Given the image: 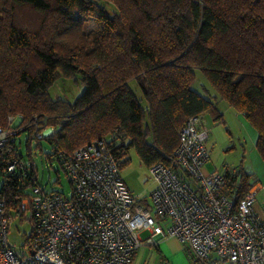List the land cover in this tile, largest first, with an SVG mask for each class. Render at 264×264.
<instances>
[{
    "label": "trees",
    "instance_id": "1",
    "mask_svg": "<svg viewBox=\"0 0 264 264\" xmlns=\"http://www.w3.org/2000/svg\"><path fill=\"white\" fill-rule=\"evenodd\" d=\"M102 1L115 10L97 0H0V125L21 115V128L10 129L12 136L26 131L29 158L34 122L45 117L41 123L54 128L44 137L53 148L46 158L61 166L59 151L102 137H112L120 166L131 160L130 147L147 167L169 164L189 116L209 113L223 122L221 99L255 128L264 161V0ZM89 21L96 25L85 30ZM196 69L215 99L193 88ZM57 79L78 81L82 91L71 101L52 97ZM17 146L10 139L9 152L0 150L8 211L35 174L5 171V160L22 155ZM224 175L234 202L255 183L242 164Z\"/></svg>",
    "mask_w": 264,
    "mask_h": 264
},
{
    "label": "built area",
    "instance_id": "2",
    "mask_svg": "<svg viewBox=\"0 0 264 264\" xmlns=\"http://www.w3.org/2000/svg\"><path fill=\"white\" fill-rule=\"evenodd\" d=\"M49 129L34 128L30 142L54 131ZM12 132L0 128V150L9 152V140L17 137ZM207 137L201 115L189 116L171 162L148 167L155 182L149 201L133 195L121 178L112 137L58 152L71 186L67 194L39 184L36 168L23 155L5 160L7 172L23 168L35 174L10 211L0 198V264H134L139 248L166 237L184 246L192 264H264V218L254 209L255 192L236 202L225 192L224 172L205 167ZM14 218L32 223L20 254L8 241Z\"/></svg>",
    "mask_w": 264,
    "mask_h": 264
},
{
    "label": "rangeland",
    "instance_id": "3",
    "mask_svg": "<svg viewBox=\"0 0 264 264\" xmlns=\"http://www.w3.org/2000/svg\"><path fill=\"white\" fill-rule=\"evenodd\" d=\"M100 5L106 6L109 10H115L110 3H106L102 0H97ZM94 21H89L86 23L85 30L95 27ZM72 35L77 37L79 30H72ZM196 80L193 83V88L200 89L201 92L208 96L209 92L205 88H199L197 84L207 82V80L202 77V73L199 70H195ZM208 86L209 83H208ZM83 85L74 81L72 79H57L53 85L49 88V94L52 97H61L67 100H73L80 92L82 91ZM212 89V87H210ZM134 92L136 95H141V91L133 85ZM208 90V89H207ZM213 90V89H212ZM209 91V90H208ZM220 106V107H219ZM219 109L223 113V122L216 124L215 128H211L209 113L202 114V121L205 127L208 130V137L205 141V145L209 151V160L206 162L205 167L216 170H225L226 168H232L239 164H245L246 161L250 158L254 161H257L258 168L262 169L264 163L258 155V150L255 147L256 139V130L253 127L240 128V121L243 119L247 124L248 121L245 119L244 115L236 111L233 107L229 106L226 101L222 100L219 104ZM238 117H237V113ZM13 116V115H8ZM11 122H9L7 117V126L3 127L0 125V128H21L18 127L20 122L21 115L13 116ZM45 117L36 120L34 122V128H43V133H47L50 129V126H44ZM212 119V118H211ZM213 122V121H212ZM44 124V125H43ZM235 126V127H234ZM41 131V129H39ZM26 131H22L19 134L17 133L16 143L19 152L23 155L25 161L30 160L33 166L36 168L38 183L42 186H45L47 189H57L64 193H69L71 191V186L68 181V178L65 175V172L56 158L47 159V153L52 152L51 145L47 142L46 139L42 138L39 142V145L42 146V151L39 150V145L36 147L35 142L31 143L32 148L30 149L31 156L28 157L26 149ZM18 142H20L18 144ZM129 156L131 160L128 164H123L120 166V176L128 186L129 190L133 195H142V199H147L149 201V195L151 190L154 187V179L150 175L148 167L141 163L133 147L129 148ZM259 160V161H258ZM122 161V158H121ZM3 173L0 170V185L3 182ZM32 223L27 219L14 218L9 226L8 231V241L11 247L16 251L17 254H20L22 246L27 241V237L30 234ZM145 247V254L139 258L135 263L141 264L143 258H149L150 264H160V255L156 245L152 246H143ZM142 248V247H141ZM141 248L137 250L138 254H141ZM182 263L191 264L189 260L182 254ZM179 264V261L178 263ZM181 264V263H180Z\"/></svg>",
    "mask_w": 264,
    "mask_h": 264
},
{
    "label": "crops",
    "instance_id": "4",
    "mask_svg": "<svg viewBox=\"0 0 264 264\" xmlns=\"http://www.w3.org/2000/svg\"><path fill=\"white\" fill-rule=\"evenodd\" d=\"M203 77V76H202ZM197 86L199 88H207L209 91V94L212 96L213 99H215V91L212 90L210 88V86H208V82H205L204 83H200V84H197ZM195 89V88H194ZM197 90L198 92L202 93L200 89H195ZM203 94V93H202ZM220 101H222L221 99H216V105L217 107L219 106L220 104ZM225 101V100H224ZM227 103V102H226ZM228 104V103H227ZM229 105V104H228ZM230 106V105H229ZM220 107V106H219ZM218 107V109H219ZM219 111L222 113V111L219 109ZM237 113V112H236ZM205 114V113H204ZM237 117H238V113L236 114ZM222 116H223V113H222ZM212 116L209 118L210 119V123H211V128H215L216 124H218L219 126L218 127H221L219 123H221L222 121H215ZM246 119V118H245ZM213 121V122H212ZM224 119H223V123L224 124ZM235 127V126H234ZM250 128V127H253L249 122L246 124L244 122V120L242 119L240 121V128ZM254 128V127H253ZM255 130V128H254ZM257 133V132H256ZM256 139H257V135H256ZM256 139H255V143H256ZM255 145V144H254ZM259 155V154H258ZM262 159V158H261ZM259 161V160H258ZM263 161V159H262ZM247 163H243V167L244 169L249 172V173H253L254 175V178H255V183L253 184L252 187H250L248 189L249 190H252L255 192V204H254V209L255 211L262 217L264 218V167H262V169H259L257 166L259 163L257 161H254L252 160L251 158L249 160L246 161ZM264 163V161H263ZM237 166V165H236ZM235 166V167H236ZM232 168H234L232 166ZM207 170L211 171L212 169L207 168ZM215 170V169H214ZM222 172H224V170H221ZM155 185V183H154ZM156 247L158 249V253L160 255V264H177L178 261H179V264H183L182 263V254L185 255V257L189 260L190 262V259H189V256H188V253L186 252L184 246L182 244H180L178 242V240L175 238V237H166V238H162L158 241V243L156 244ZM145 254V247L144 248H141V254H137L136 258H135V261H137V258L140 259V257L142 255ZM143 262L142 264H150V260L149 258H143ZM139 263V261H138ZM138 263H135L134 264H138ZM140 264H141V261H140ZM192 264V263H191ZM225 264H229V263H225Z\"/></svg>",
    "mask_w": 264,
    "mask_h": 264
}]
</instances>
